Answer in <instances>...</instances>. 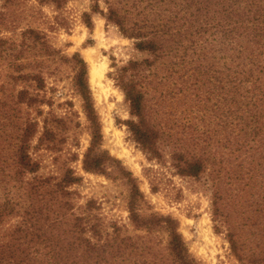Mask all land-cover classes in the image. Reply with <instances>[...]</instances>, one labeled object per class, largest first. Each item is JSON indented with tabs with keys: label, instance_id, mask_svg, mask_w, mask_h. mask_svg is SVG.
<instances>
[{
	"label": "trees",
	"instance_id": "1",
	"mask_svg": "<svg viewBox=\"0 0 264 264\" xmlns=\"http://www.w3.org/2000/svg\"><path fill=\"white\" fill-rule=\"evenodd\" d=\"M38 1L60 8L66 0ZM108 8L107 21L133 39L138 51L149 55L119 68L115 77L134 117L127 121L133 140L149 160H161L163 144L171 143L172 163L183 176L198 177L209 165H219L211 171L215 221L228 231L232 251L248 260L243 233L247 221L239 222L234 214L248 210L251 219L264 216V173L256 170L264 169L257 161L264 158L260 152L264 143V0H119V10L112 4ZM85 22L91 29L88 13ZM0 59L9 60L11 79L25 84L17 93L19 101L35 111L34 117L28 111L15 149L11 153L0 149V264H197L178 221L158 213L143 216L144 195L137 178L101 148L88 65L80 53L61 55L46 33L29 27L18 40L0 37ZM56 59L71 64L73 88L82 97L91 122L92 138L82 167L125 181L129 219L143 235L131 237L125 225L106 222L96 212L95 200L75 212L78 193L73 187L82 177L72 168L58 179L38 174L41 162L32 149L57 148L50 117L46 114L39 120L44 115L42 106L52 104L44 76L47 60ZM169 82L177 90L172 93L178 102L192 94L186 90H197L198 103L214 100L204 108L210 112L209 119L194 116L193 109L184 110L202 123L187 120L182 139L172 138L158 118L162 108L156 100L171 95L159 88ZM199 90L206 94L202 97ZM201 135H213V149H201ZM35 138L37 143L32 145ZM161 232L168 235L166 254L156 240Z\"/></svg>",
	"mask_w": 264,
	"mask_h": 264
},
{
	"label": "rangeland",
	"instance_id": "2",
	"mask_svg": "<svg viewBox=\"0 0 264 264\" xmlns=\"http://www.w3.org/2000/svg\"><path fill=\"white\" fill-rule=\"evenodd\" d=\"M109 4L119 10V0H66L60 8L53 3H41L38 0H0V37L18 40L20 32L30 27L46 33L50 43L61 55L71 57L76 52L80 53L88 65V83L101 127V148L120 159L137 178L144 195L141 208L143 216L158 213L178 221V230L197 264H264V216L251 219L248 210L247 214H234L238 216L239 222L247 221L243 233L248 260L239 258L232 251L226 228L217 227L211 171L219 165H209V169L198 177L183 176L177 173L172 163L171 143L166 141L167 144H163L164 155L161 160H149L133 140L127 121L134 117L115 77L119 68L128 65L130 61H141L149 55L138 51L133 39L123 36L116 24L107 21L105 13ZM86 13L92 21L91 29L85 22ZM8 61L0 59V149L5 153H11L19 143L28 111L30 110L32 117L35 115L34 110H28L19 101L17 93L25 84L11 79L12 70ZM47 63L44 76L52 104L42 106L44 115L39 116V120H43L46 114L50 117V123L57 133V148L32 149L33 155L41 162L38 174L58 179L66 169L72 168L82 177L81 182L73 187L78 193L75 212L80 213V208L87 201L95 200L98 207L96 212L106 222L115 221L125 225L128 229L126 235L131 237L143 235L145 232L136 229L130 222L127 207L129 186L125 181L113 175L86 172L82 167L83 155L90 146L92 129L83 99L72 85L74 71L71 64L60 59L52 62L47 60ZM93 64L104 68L100 83L91 80L90 69ZM198 84L201 85L200 82ZM159 89L165 93L171 91L170 96L168 94L163 101L158 98L156 103L162 108L161 118H158L161 123L165 122L166 131L172 138L186 137L183 129L187 120L202 123L200 118L195 119L194 116H207L209 119L210 112L204 108L212 105L213 97L209 104L207 101L198 103L195 95L197 90H186L185 93L192 94L178 102L173 94L177 90L171 82ZM200 89L204 91L206 88L201 85ZM201 90L199 91L202 92ZM159 91L157 96H160ZM205 94L202 92L200 95L203 97ZM187 109H193L195 113H191L194 116L185 113L184 110ZM201 138L202 150L213 149V135H201ZM36 139L32 141V145L37 143ZM260 152L264 157V143ZM75 155L78 157L75 158ZM257 161L264 166V158ZM228 166L227 163L226 169ZM257 169L264 173L262 167ZM237 230L242 231L239 228ZM156 240L166 254L167 233H159Z\"/></svg>",
	"mask_w": 264,
	"mask_h": 264
},
{
	"label": "bare ground",
	"instance_id": "3",
	"mask_svg": "<svg viewBox=\"0 0 264 264\" xmlns=\"http://www.w3.org/2000/svg\"><path fill=\"white\" fill-rule=\"evenodd\" d=\"M103 66H98L97 64H93L90 69V74H91V80L98 81L100 83V79L103 76Z\"/></svg>",
	"mask_w": 264,
	"mask_h": 264
}]
</instances>
